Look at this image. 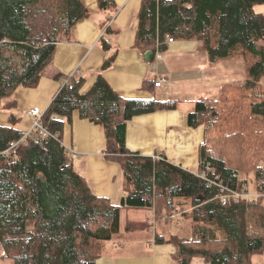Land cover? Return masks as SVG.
<instances>
[{"label":"trees","instance_id":"1","mask_svg":"<svg viewBox=\"0 0 264 264\" xmlns=\"http://www.w3.org/2000/svg\"><path fill=\"white\" fill-rule=\"evenodd\" d=\"M107 13L115 0H98ZM264 0H142L135 46L143 53L168 49L174 40H198L211 64L229 57L243 60L246 79L219 95L195 100L188 113L192 127L204 126L199 166L191 170L164 156L140 154L127 147V124L134 116L177 108L178 100L125 98L99 74L83 91L85 77L67 76L41 124L47 137L22 135L14 115L0 125V243L13 264H97L104 241L113 239L124 207L154 210L155 240L172 243L178 264L196 256L209 264H253L264 250V15L255 6ZM83 0H0V99L17 87H36L56 44L71 40L75 25L87 17ZM112 26L105 33L114 34ZM114 63L117 50L101 37ZM156 80L146 79L152 89ZM81 119L99 125L106 136L105 157L117 162L123 178L118 201L98 196L78 172L63 144V131ZM209 163L214 171H199ZM254 172L257 198L222 201L219 185L243 190ZM191 221V234L169 229L170 216ZM166 215V219H162ZM162 222V223H161Z\"/></svg>","mask_w":264,"mask_h":264},{"label":"crops","instance_id":"2","mask_svg":"<svg viewBox=\"0 0 264 264\" xmlns=\"http://www.w3.org/2000/svg\"><path fill=\"white\" fill-rule=\"evenodd\" d=\"M89 10L87 17L75 25L73 38L56 44L50 63L43 69L36 87L19 86L10 98L0 99V125H10L14 115L20 130L28 129L32 119L26 112L34 107L44 112L57 94L67 76L80 74L85 77L82 90L89 89L99 74L111 87L125 98L178 100L177 108L157 110L136 115L127 124L126 144L143 155L164 156L168 160L191 170L199 166V146L204 139V126L197 128L188 123V113L194 109L195 100L201 97H217L221 90L245 81L243 60L229 57L211 64L198 40H173L163 54V59L148 61L147 52L135 46L139 24L138 12L142 0H115L113 13L100 10L98 0H83ZM264 15V3L255 6ZM108 26L117 30L105 33ZM112 44L117 56L107 69H102L109 53L102 48V36ZM224 65V70H215ZM214 69V70H212ZM167 77L163 87L143 88L146 79ZM63 144L78 172L83 174L98 196L114 201L125 194L124 178L117 162L105 157L106 136L102 128L74 112L73 122L63 131ZM198 171V170H197ZM137 209L133 207H124ZM123 209V208H122ZM147 210V217L154 212ZM162 223V222H161ZM151 248L139 253L126 249L113 254H102L97 264H173L175 246L158 243L148 238L131 239L120 243L122 248ZM146 244V246L144 245ZM138 245V247H135ZM104 244H102V248ZM175 261V260H174ZM175 263H178L175 261Z\"/></svg>","mask_w":264,"mask_h":264},{"label":"rangeland","instance_id":"3","mask_svg":"<svg viewBox=\"0 0 264 264\" xmlns=\"http://www.w3.org/2000/svg\"><path fill=\"white\" fill-rule=\"evenodd\" d=\"M224 67H225L224 65H220L215 69L217 70L218 76H220L219 71L224 70ZM261 83L264 87V78L262 79ZM235 84H239V82ZM69 154L71 155V153ZM74 157H76V155ZM154 157L158 158L157 156H154ZM255 184H256L255 173L251 172L248 175V183H244L243 189H246V187L247 189L249 188L248 191L250 195H252V198H257L261 195V194H258ZM261 196L263 197V194ZM146 214H147V210H143L140 208L121 209L119 231L114 234L112 240L103 242L104 247L101 249V253L102 254H113L115 251L123 250V249L136 252V253H139L140 251H144V250L147 251V249L152 250L151 248H147V249L143 248V242L141 244L142 248H131V247L123 248L124 245L121 248L119 246L120 243L122 242H127L126 244H129V246H134L132 243H130L131 239L148 238L149 240H153L154 235H155V228L157 227V225L159 228L160 225L156 224L155 215H154V218L152 219V218H148ZM172 215L170 216V222L168 224L169 229L181 235H190L192 231L191 230L192 223L190 219L188 217H182L179 214H172ZM144 245L146 246L145 243ZM135 247H138V245H135ZM5 254H6L5 249L3 245L0 243V264H13L11 259L4 257ZM174 260L175 258H173V262H174L173 264H178V263H175L176 260L175 261ZM252 261H253V264H264V250L261 252L255 253L252 256ZM191 264H209V263L204 259V257L196 256L193 258Z\"/></svg>","mask_w":264,"mask_h":264},{"label":"built area","instance_id":"4","mask_svg":"<svg viewBox=\"0 0 264 264\" xmlns=\"http://www.w3.org/2000/svg\"><path fill=\"white\" fill-rule=\"evenodd\" d=\"M173 40H174V38L171 36H167V38H166L167 43H170ZM156 58L158 60H162L163 59L162 52L157 51L156 52ZM167 82H168L167 77H160L158 80H156L155 86L156 87H163L167 84ZM42 114H43V112L38 107L31 108L26 112V115L32 119V125L30 126V128L22 130V135H21L20 139L11 142L10 147L6 150V152L14 150L21 142H24L27 138H36L38 136L47 137L50 134V132L45 127H43L41 124ZM70 153H71L70 156L72 158L75 155L77 156L76 152L71 151ZM210 171H214L213 167L209 163H207V164H205V167L203 169H201L198 173L200 176L206 177V175ZM248 189L246 187V189H243V190H236V189L230 190L227 188V186L224 185L223 182H220L219 197L222 201H226V200L231 199V198L235 199V200H239L241 198L251 199L252 195H250ZM263 198H264V194H263ZM172 216H174V215H172ZM165 217L166 216H163L164 219H165Z\"/></svg>","mask_w":264,"mask_h":264},{"label":"water","instance_id":"5","mask_svg":"<svg viewBox=\"0 0 264 264\" xmlns=\"http://www.w3.org/2000/svg\"><path fill=\"white\" fill-rule=\"evenodd\" d=\"M150 54H151V52H150V51H148V52H147V54H146V56H147V57H149V56H150Z\"/></svg>","mask_w":264,"mask_h":264}]
</instances>
